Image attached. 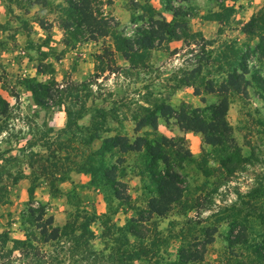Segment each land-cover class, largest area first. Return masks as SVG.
<instances>
[{
  "label": "rangeland",
  "instance_id": "1",
  "mask_svg": "<svg viewBox=\"0 0 264 264\" xmlns=\"http://www.w3.org/2000/svg\"><path fill=\"white\" fill-rule=\"evenodd\" d=\"M99 1L104 22L124 38L157 29L160 15L166 22L185 21L191 44L159 43L134 67L116 51L113 35L74 42V26L62 27L65 0H0V97L6 103H0V264H167L182 247L198 254L203 248V262L189 264H226L235 217L246 220L250 237L264 232V54L255 49L264 36V0ZM103 63L111 67L101 72ZM232 73L240 78L226 87ZM183 78L196 84L182 85ZM38 84L52 88L42 106L34 99ZM79 84L86 85L81 101L51 107L61 88ZM221 102L228 103L230 152L240 155L230 164L226 152L207 143V127L205 133L187 130L176 119ZM80 103L88 111L69 128L67 107L77 110ZM162 103L171 108L166 117L156 114ZM98 108L105 123L100 139L91 142L86 129ZM155 117L157 131L140 128ZM116 136L131 145L138 137L163 136L175 149L182 138L191 155L176 168L182 204L191 210L152 215L142 225V240L125 239L117 228L144 218L140 211L154 196L144 151L104 158L117 167L109 177L120 183L115 191L123 201L100 176L87 173L102 140ZM226 164L234 171L228 173ZM14 248L11 256L3 254Z\"/></svg>",
  "mask_w": 264,
  "mask_h": 264
},
{
  "label": "trees",
  "instance_id": "2",
  "mask_svg": "<svg viewBox=\"0 0 264 264\" xmlns=\"http://www.w3.org/2000/svg\"><path fill=\"white\" fill-rule=\"evenodd\" d=\"M65 3L68 7L64 15L66 20L61 21H65L62 27L67 29L68 27L74 26V30L70 32V37L74 42H80L81 39H91L92 35L96 34L100 37L113 35L117 40L116 51L120 52L125 60L134 67L138 66L139 62L145 60L148 52L160 45L159 43L164 41H184L187 42V44H191L188 40L190 34L188 33L189 31L185 21L166 22V20L159 15L161 20L157 22V29H151L149 31L138 29L134 38L127 39L115 33L113 28L104 22L103 15L100 12L101 2L99 0H65ZM173 17L181 18L176 12H173ZM255 23L256 18L252 19L247 26H253ZM114 27H116V25ZM258 37L259 42L256 44L255 49L257 51L261 50L262 54H264V36ZM156 41H158L157 45L154 44ZM201 48L205 51L204 44H202ZM255 49L253 50L255 51ZM102 62L103 60L101 63ZM241 63L240 70L243 75H246L248 73L246 58L245 60L242 59ZM110 67H107L103 63L98 69L103 72L107 71ZM232 77L240 78L237 73H232L229 80H226L228 81L225 84L226 87L229 86V81L232 80ZM242 81L246 83L245 78H242ZM180 82L182 85L188 87H194L196 84L195 80L192 81L190 78H183ZM85 86V84H79L74 85L72 88H61L58 100H54L51 107L54 109L55 107L61 106L64 100L67 99L71 100V104H77V101H81L80 99L83 97L81 95V90L85 88ZM38 89L39 92H37V89H33L34 99L36 105L42 106V95L45 96L52 88L38 84ZM238 89L239 87L237 86L235 91L239 92ZM197 95H199V90H197ZM0 103L6 105L1 97ZM75 104L73 106H76ZM80 104L77 110L72 109L71 106L67 107V127L77 126V122L83 119L87 113L88 109H86L85 104ZM227 109V102L213 104L204 108H190L191 118L184 115L176 119L180 121L187 130L205 133L204 130L207 127L210 132V135L206 138L207 143L211 146H219L223 152H226L227 156L225 160L230 164L233 158L238 157L239 159L240 155L234 151L235 154L230 152V149H232L231 137L227 133L229 129H227L224 120ZM170 111V106L162 103L158 106L156 114L166 117L169 115ZM208 115H211V118H209ZM208 120L209 122H207ZM156 121L157 117H155L154 120L148 118L142 122L140 128L151 126L157 131ZM103 123H105L103 109L98 108L95 110V116H93L90 126L86 129L92 132L89 136L91 142L100 139L99 134L103 132ZM177 140L181 141V148L175 149L176 145L172 144L170 139L163 136H157L156 139H151L148 136L138 137L134 145L129 144L126 138L116 136L103 139L99 149L92 154L95 162H90L87 173L95 178L96 175L97 177L100 176V178L107 182V185L112 190L117 191L115 185L119 182L114 178L110 181L111 178L109 177L111 173L114 175L116 174L117 167L115 165L109 167L105 164V156L113 151H122L124 153L144 151V157L147 161L146 170L150 177V183L154 186V196L148 202L147 208L140 211V214H144V218H133L125 224V227L117 228L118 231L124 235L125 239L128 235L136 239H144L146 233L141 231L142 225L144 222L148 221L152 215L163 216L176 207L184 211L191 210L189 205L182 204L183 202L181 200L184 190L180 188L179 185L182 184L183 180L181 179V174L177 170L182 168V163L190 160L191 155L189 151L183 149L184 143L182 142V138H178ZM182 150L186 152L184 153ZM95 158H98V160H95ZM224 168L228 173L234 171V169L227 164ZM30 193H33L32 188L30 189ZM115 195L116 198L118 197V199L122 201L125 199L121 194L117 193ZM246 219L248 218L246 217ZM245 221L246 220L242 221V218L235 217L234 222L230 224L229 237L227 238L229 255L225 258L226 264H264V232L250 237L245 226ZM87 226L86 224L82 227L70 224V227H76L77 230H85ZM205 231L207 236H212L214 230H212V228H206ZM234 232L236 233L234 234ZM13 243L19 244V241H14ZM17 249L18 248L5 250L3 254H9L11 256L14 250ZM202 253L203 248L201 250V254ZM201 254L182 247L178 249L176 260L168 261L167 264L201 263L203 262V255Z\"/></svg>",
  "mask_w": 264,
  "mask_h": 264
}]
</instances>
